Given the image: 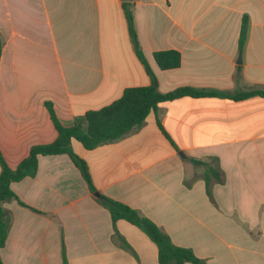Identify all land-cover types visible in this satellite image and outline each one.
<instances>
[{
    "label": "crops",
    "instance_id": "1",
    "mask_svg": "<svg viewBox=\"0 0 264 264\" xmlns=\"http://www.w3.org/2000/svg\"><path fill=\"white\" fill-rule=\"evenodd\" d=\"M122 3L0 0V153L10 169L55 140L44 102L70 126L124 89L150 85ZM129 3L159 92L264 91V0ZM165 50L180 54L179 67L158 69L153 53ZM70 145L97 194L136 210L175 246L207 264H264V97L185 96L112 142ZM191 159L211 163L221 180L206 183ZM10 188L23 205L3 204L2 264H62V249L68 264H157L155 244L124 220L113 225L67 155L38 156L35 175Z\"/></svg>",
    "mask_w": 264,
    "mask_h": 264
},
{
    "label": "trees",
    "instance_id": "2",
    "mask_svg": "<svg viewBox=\"0 0 264 264\" xmlns=\"http://www.w3.org/2000/svg\"><path fill=\"white\" fill-rule=\"evenodd\" d=\"M123 15L127 26L128 36L134 54L143 65L150 77L151 83L145 87H129L123 90L122 95L110 104L97 109L86 111L82 116L75 117L70 126H63L55 116L52 104L44 102L50 120L57 132L54 141L48 144L35 145L29 149L27 156L19 162L15 169H10L0 153V249L4 246L10 224L8 212L3 208L5 202L18 201L10 188V184L18 182L26 177H33L37 171L38 156L67 155L74 166L79 170L87 184L90 193L96 190L91 183L86 163L77 157L71 149V141H76L86 150L112 142L133 128L140 126L146 116L156 109L160 103L178 99L181 97H226L233 100H242L252 96L264 97L262 90H249L236 92L233 95L224 92L199 90L191 87H179L167 93H161L157 89V83L147 62L139 49L136 38L131 4L122 3ZM244 35V21L241 25L239 51L242 50V38ZM3 39L0 35V55ZM153 60L160 70L176 69L180 65V54L174 50L157 51L153 53ZM193 166L203 168V178L206 183L210 180H221V173L211 163L196 159L190 160ZM96 202L105 208L113 225L117 220H124L140 229L157 248V264H207L196 257L188 248L175 246L170 238L163 233L152 221L141 216L129 206L98 194ZM19 204L23 205L18 201ZM62 264H68L64 251H61ZM0 264H2L0 260Z\"/></svg>",
    "mask_w": 264,
    "mask_h": 264
},
{
    "label": "water",
    "instance_id": "3",
    "mask_svg": "<svg viewBox=\"0 0 264 264\" xmlns=\"http://www.w3.org/2000/svg\"><path fill=\"white\" fill-rule=\"evenodd\" d=\"M122 2H129L130 0H121ZM237 63H240V55L237 58ZM179 155L183 157V154H181V152H179ZM94 196H97L98 194L95 192L93 194Z\"/></svg>",
    "mask_w": 264,
    "mask_h": 264
}]
</instances>
